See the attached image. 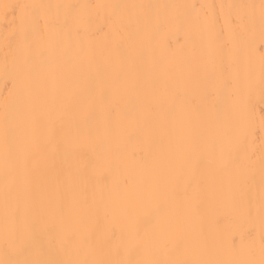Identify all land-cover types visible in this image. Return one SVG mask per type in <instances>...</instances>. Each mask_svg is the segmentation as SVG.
<instances>
[{"label": "bare ground", "instance_id": "6f19581e", "mask_svg": "<svg viewBox=\"0 0 264 264\" xmlns=\"http://www.w3.org/2000/svg\"><path fill=\"white\" fill-rule=\"evenodd\" d=\"M25 259L264 261V0H0V260Z\"/></svg>", "mask_w": 264, "mask_h": 264}, {"label": "snow or ice", "instance_id": "6c2138e0", "mask_svg": "<svg viewBox=\"0 0 264 264\" xmlns=\"http://www.w3.org/2000/svg\"><path fill=\"white\" fill-rule=\"evenodd\" d=\"M5 7H8L7 5ZM16 7H22V8H28L30 6L28 5H23V6H16ZM66 8L73 10L75 6L73 5H66ZM97 7H119V6H104V5H99ZM72 23L76 26L77 33L79 34L81 31H83L85 34L88 32L89 27L92 23L91 17L85 18L81 17L75 13L72 14L71 16ZM109 22L112 25H115L119 22V18L116 14H113L111 17H109ZM6 143V148L11 150V143L7 138L5 139ZM10 225H11V230H10ZM36 227L35 224L31 226V229H34ZM30 231V229H29ZM25 227L23 223V213L19 208H16L14 210L9 211L6 207L5 210V239L6 241L10 242L13 246L15 245L16 240H23L25 238ZM79 243L85 244L87 241H80ZM22 250V249H21ZM0 264H45V262L40 261L38 259L34 260H17V261H4L0 260ZM74 264H113V262H97V261H92L89 262L87 260L84 261H76ZM137 264H140V262H137ZM146 264H160L158 261H149L146 262ZM172 264H175V262H172ZM261 264H264V261L261 262Z\"/></svg>", "mask_w": 264, "mask_h": 264}]
</instances>
